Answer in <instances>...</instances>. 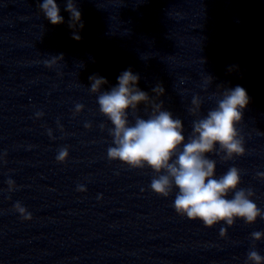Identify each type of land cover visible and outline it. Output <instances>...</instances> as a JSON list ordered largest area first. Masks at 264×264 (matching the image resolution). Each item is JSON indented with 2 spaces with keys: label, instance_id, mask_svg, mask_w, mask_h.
Listing matches in <instances>:
<instances>
[{
  "label": "clouds",
  "instance_id": "9594fccd",
  "mask_svg": "<svg viewBox=\"0 0 264 264\" xmlns=\"http://www.w3.org/2000/svg\"><path fill=\"white\" fill-rule=\"evenodd\" d=\"M39 8L52 25L64 23L56 0H43ZM66 11L71 14L69 27L79 25L82 29V16L73 0H68ZM73 38L79 40L80 36L74 33ZM55 62L53 59L48 66L51 67ZM90 80V91L98 93L100 112L113 125L109 134L114 146L108 148V158L119 160L132 168H144L147 165L153 169L159 175L152 179L150 187L159 196L168 197L173 188L178 189L173 203L177 214L190 220H200L208 228L219 222L231 226L237 218L247 224H253L258 217L264 219V211L250 199L254 195L252 189L238 188L241 183L240 169L230 167L216 178V161L208 155L214 154L223 160L245 155L244 138L237 128L242 121L243 110L250 102L243 87L220 91L216 106L209 109L206 116L193 121V131L185 142L182 121L174 119L169 111L162 110V104L150 101L148 94L137 87L138 74L130 69L123 71L117 78V86L104 92H101V86L108 83L104 77L92 76ZM211 80L212 77L207 76V83H211ZM153 91L157 95L164 93L160 85ZM141 103L152 104L148 119L135 115ZM191 104L189 111L198 115L202 104L200 97L194 96ZM129 109L134 115V123L129 121ZM82 110L83 105L78 104L76 112ZM68 155V149L64 147L59 150L56 159L63 163ZM174 156L176 158L173 160ZM8 185L9 190H12L14 182L9 179ZM79 190L85 191L83 187ZM229 193H234L231 199L227 198ZM14 207L24 220L32 219L19 202ZM226 234L227 230L221 228V237ZM251 236L258 241L264 233L257 231ZM248 260L253 264H264V257L255 250L248 252Z\"/></svg>",
  "mask_w": 264,
  "mask_h": 264
}]
</instances>
